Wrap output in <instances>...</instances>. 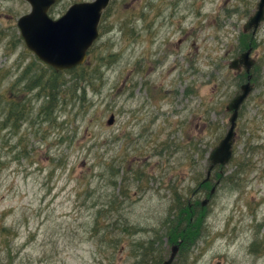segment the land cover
Here are the masks:
<instances>
[{"label": "rangeland", "instance_id": "rangeland-1", "mask_svg": "<svg viewBox=\"0 0 264 264\" xmlns=\"http://www.w3.org/2000/svg\"><path fill=\"white\" fill-rule=\"evenodd\" d=\"M226 1L110 0L84 64L54 73L17 28L30 5L0 0V264H162L174 245L172 264H264V22L243 34L254 7ZM250 46L232 158L190 220L178 200L229 127L246 76L228 63Z\"/></svg>", "mask_w": 264, "mask_h": 264}, {"label": "water", "instance_id": "water-1", "mask_svg": "<svg viewBox=\"0 0 264 264\" xmlns=\"http://www.w3.org/2000/svg\"><path fill=\"white\" fill-rule=\"evenodd\" d=\"M25 1L28 2L31 10L18 19L17 27L26 48L42 62L52 67L55 72L70 70L82 65L86 60L88 49L98 38L99 19L110 0L73 4L64 15L56 20L50 19L47 12L57 0ZM263 22L264 0H259L254 13L242 26L243 33H251L253 37ZM251 52L252 48L249 47L228 63V69L236 74L242 71L246 74V82L239 86V90L225 107L226 111L230 112L229 127L207 156L209 166L203 183L209 181L210 172L215 167H224L232 157L238 112L253 90L251 70L255 65V60L251 57ZM113 122L114 115L111 114L105 125L111 126ZM214 191L215 188L210 191V194ZM207 201L204 199L201 205L204 206ZM178 251L179 246H172L170 255L162 264H172Z\"/></svg>", "mask_w": 264, "mask_h": 264}, {"label": "flooded vegetation", "instance_id": "flooded-vegetation-1", "mask_svg": "<svg viewBox=\"0 0 264 264\" xmlns=\"http://www.w3.org/2000/svg\"><path fill=\"white\" fill-rule=\"evenodd\" d=\"M258 1L259 0H250V1L249 0H238L239 5H240V7H241V9L243 11L250 12L251 11L250 8L251 7H254V9H253V11H252L251 14H246L245 15V17H246L245 22L254 13V11L256 9V6L258 4ZM184 2H185V0H177L176 5L178 7H180V4L179 3H184ZM226 2H229V0H227ZM191 4H192V6H196V5H199V2L192 1ZM149 33H152V30L151 29H150ZM195 127H197V123H194L193 130L195 129ZM191 145H192L191 146L192 152L195 153L196 152L195 149H197V151L200 150L199 148H197V146L199 144H196V142L195 143H191ZM196 154L198 155V152H196ZM208 166H207V168H208ZM212 172H213V170H212ZM212 172H211V174H212ZM211 174H210V179H209V181L207 183H209L210 180H211ZM193 181L196 182V187L189 192L190 195L186 199H182V204H184V202L186 203V210L191 214L190 220H192V218H194L195 215H197L198 212H199L198 203H200L199 202V199H200V196L202 194L201 188L204 187L207 184V183L202 184L201 177H200V173H196L195 176L193 175Z\"/></svg>", "mask_w": 264, "mask_h": 264}, {"label": "trees", "instance_id": "trees-1", "mask_svg": "<svg viewBox=\"0 0 264 264\" xmlns=\"http://www.w3.org/2000/svg\"><path fill=\"white\" fill-rule=\"evenodd\" d=\"M77 68H79V67H77ZM36 82V81H35ZM49 84H47V85H43V88H46V89H48V90H52V88H53V81H52V79H50V80H48L47 81ZM37 83V82H36ZM45 92H42V94H44ZM178 207H179V209H181V208H184L185 207V205L184 204H182V201H179L178 200ZM174 229H175V232H179L183 227H182V224H180L178 227H173ZM168 230H169V232L171 231V229L170 228H168ZM139 250V249H138ZM143 251H144V249H143ZM151 251H153V249L151 248ZM133 252H134V254H136L135 253V250H133ZM138 261H136V263H137Z\"/></svg>", "mask_w": 264, "mask_h": 264}]
</instances>
